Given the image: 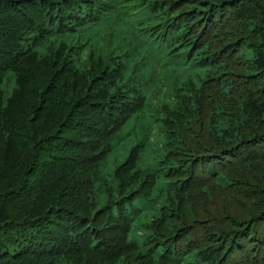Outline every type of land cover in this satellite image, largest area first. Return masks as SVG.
<instances>
[{
	"label": "trees",
	"instance_id": "1",
	"mask_svg": "<svg viewBox=\"0 0 264 264\" xmlns=\"http://www.w3.org/2000/svg\"><path fill=\"white\" fill-rule=\"evenodd\" d=\"M0 264H264V0H0Z\"/></svg>",
	"mask_w": 264,
	"mask_h": 264
}]
</instances>
